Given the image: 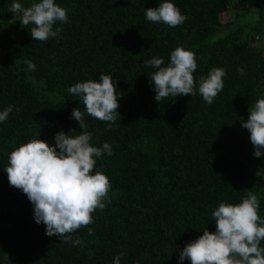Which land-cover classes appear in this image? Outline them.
<instances>
[{
	"label": "trees",
	"instance_id": "obj_1",
	"mask_svg": "<svg viewBox=\"0 0 264 264\" xmlns=\"http://www.w3.org/2000/svg\"><path fill=\"white\" fill-rule=\"evenodd\" d=\"M18 2L28 7L32 0ZM159 2L56 0L69 20L53 26L61 29L57 37L38 41L33 25L8 11L12 0H0V110L13 106L0 124V264H112L121 252V264H178L186 243L215 230L211 213L221 201L236 204L251 191L264 218V156L253 155L241 126L264 94V50L256 45L264 0H172L187 17L176 27L146 20L145 9ZM177 46L195 53L197 87L213 67L225 70L212 104L198 91L155 101L148 75L154 70L144 62L156 56L168 63ZM102 74L116 83L120 117L111 130L90 115L85 122L93 145L113 148L94 169L109 179L110 203L72 234L83 241L73 247L45 234L3 170L8 154L32 138L54 146L59 131L79 134L71 112L85 106L67 89Z\"/></svg>",
	"mask_w": 264,
	"mask_h": 264
},
{
	"label": "clouds",
	"instance_id": "obj_2",
	"mask_svg": "<svg viewBox=\"0 0 264 264\" xmlns=\"http://www.w3.org/2000/svg\"><path fill=\"white\" fill-rule=\"evenodd\" d=\"M8 11L20 17L23 25H33L30 35L33 40L47 41L57 37L61 29L53 26L65 24L69 17L67 10L56 0H32L30 6H23L12 0ZM145 18L152 23H162L169 27L183 24L187 17L172 0H160L156 8L145 9ZM145 66L154 71L148 73L155 101L178 95L200 94L207 104L223 90V68L213 67L208 75L194 81L197 69L195 53L177 46L170 51L168 63L162 57L153 56L145 60ZM30 71L36 69L32 60H25ZM243 75L244 69L237 68ZM116 83L110 75L102 74L98 81L76 82L67 92L79 98L84 111L73 108L71 117L78 122L79 134L59 131L54 135V146L39 138H32L15 147L7 158L4 172L10 186L20 189L30 201L34 220L45 226V234L55 235L63 242H71L73 247L82 246L83 241L72 236L78 229L94 223L92 213L110 203L108 193L111 188L108 177L102 170L95 169L97 158L112 156L113 148L108 142L102 146L91 143L92 134L87 131L85 116L103 121L111 130L120 117L117 112L118 98ZM13 111V106L0 110V124ZM241 126L247 129L254 147L255 157L264 156V94H261L248 110L246 121ZM260 207L257 196L251 191L239 203L221 201L212 211L215 230L206 228L197 239L185 244L180 251L178 264L185 259L190 264H264V218L258 215ZM93 234V229H88ZM123 252L113 257L112 264H121ZM138 264V262H137Z\"/></svg>",
	"mask_w": 264,
	"mask_h": 264
},
{
	"label": "rangeland",
	"instance_id": "obj_3",
	"mask_svg": "<svg viewBox=\"0 0 264 264\" xmlns=\"http://www.w3.org/2000/svg\"><path fill=\"white\" fill-rule=\"evenodd\" d=\"M229 14H222L221 20L227 22L229 20ZM256 45L264 50V32L260 35L259 40H257Z\"/></svg>",
	"mask_w": 264,
	"mask_h": 264
}]
</instances>
